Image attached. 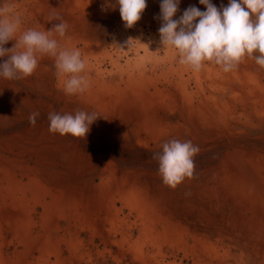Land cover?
<instances>
[{
  "label": "rangeland",
  "instance_id": "374dc122",
  "mask_svg": "<svg viewBox=\"0 0 264 264\" xmlns=\"http://www.w3.org/2000/svg\"><path fill=\"white\" fill-rule=\"evenodd\" d=\"M161 2L146 0L127 28L116 0H0L21 32L62 17L55 38L81 51L89 80L65 94L48 56L31 76H0V264H264V205L236 184L264 188V68L247 56L227 73L180 65L160 44ZM189 6L206 11L180 0L173 19ZM78 109L99 116L85 138L49 132L50 112ZM172 139L200 148L176 188L153 159Z\"/></svg>",
  "mask_w": 264,
  "mask_h": 264
},
{
  "label": "clouds",
  "instance_id": "9594fccd",
  "mask_svg": "<svg viewBox=\"0 0 264 264\" xmlns=\"http://www.w3.org/2000/svg\"><path fill=\"white\" fill-rule=\"evenodd\" d=\"M199 3L206 11L189 6L179 19L174 20L180 0H162L159 17L162 24L158 30L162 48L174 49L179 64L196 72L201 71L207 61L227 73L237 69L246 56L264 68V0H229L227 6L221 5L219 9L210 0H199ZM116 4L127 28H132L141 19L147 7L146 0H116ZM116 4H106L102 10L108 6L115 8ZM13 7L11 4L0 6V58L8 57L0 63V76L6 79L31 76L39 58L48 56L54 58L56 75L63 81L65 94L85 92L89 80L82 75L86 62L81 58V51L64 48L55 38L66 35L67 22L56 16L54 19L60 22L50 30L29 28L21 32V18L13 14ZM10 40L15 44L7 49L4 45ZM39 115V112L29 114L30 126H35ZM98 117L96 113L79 109L74 114L53 111L48 114L49 132L85 138ZM199 152V146L190 140L165 142L162 153L153 155L159 162L162 182L176 188L185 178L191 179L196 167L194 157Z\"/></svg>",
  "mask_w": 264,
  "mask_h": 264
},
{
  "label": "bare ground",
  "instance_id": "6f19581e",
  "mask_svg": "<svg viewBox=\"0 0 264 264\" xmlns=\"http://www.w3.org/2000/svg\"><path fill=\"white\" fill-rule=\"evenodd\" d=\"M13 47V45H10L9 46V49L10 48H12ZM242 69V65L241 64H239V66H238V68L237 69H235V71H237V70H241ZM259 75V74H258ZM232 88H233V86H232ZM261 89H259L258 90V94H256L255 96L257 97V98H260V95H261ZM249 96H251L250 94H245V95H242V96H240L243 100H249L248 98H249ZM176 98V97H175ZM124 107H127V105H125ZM119 108H121V107H119V106H114V111H117V110H119ZM263 109H264V102H263ZM120 110H122V111H124V108L123 109H120ZM212 112L214 113V111L212 110ZM209 113H211V111H209ZM215 114H219V111H217ZM211 116L212 117H215V115H213V114H211ZM254 173V172H253ZM255 175L257 174V173H254ZM259 176V174H257V176H255V177H258ZM239 181H241L240 179L237 181V185H238V187L239 188H241L244 192H247V193H249V194H251V193H254L255 195H254V197H253V201H254V203L255 204H258V205H264V195L263 194H261L260 192H264V188H261V186H260V184H256L257 185V187L254 185V184H251V185H247L246 184V182H244V184H243V182H239ZM255 226H257V224L255 223ZM262 231V230H261ZM261 231H259V235H258V237H257V241H259V240H261L262 238H263V235H264V233H262ZM256 233V234H257Z\"/></svg>",
  "mask_w": 264,
  "mask_h": 264
}]
</instances>
